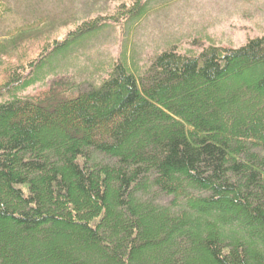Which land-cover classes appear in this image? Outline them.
I'll return each instance as SVG.
<instances>
[{
	"label": "trees",
	"instance_id": "trees-1",
	"mask_svg": "<svg viewBox=\"0 0 264 264\" xmlns=\"http://www.w3.org/2000/svg\"><path fill=\"white\" fill-rule=\"evenodd\" d=\"M150 3L111 19L139 20ZM105 19L49 42L0 90V264H264V36L198 55L174 46L144 74L120 59L71 98L19 95Z\"/></svg>",
	"mask_w": 264,
	"mask_h": 264
},
{
	"label": "rangeland",
	"instance_id": "rangeland-1",
	"mask_svg": "<svg viewBox=\"0 0 264 264\" xmlns=\"http://www.w3.org/2000/svg\"><path fill=\"white\" fill-rule=\"evenodd\" d=\"M134 2L0 0V90L11 81L10 70H19L24 78L31 75L49 42L66 39L79 25L96 18H106L104 28L73 44L67 52L43 59L35 82L19 94L21 97L49 99L57 94L71 98L100 85L120 59L144 74L154 57L174 46L182 54L198 55L209 45L237 49L249 39L264 36V0H151L148 14L139 20L111 19L117 17L122 5ZM40 17H48L49 26L14 40L7 35ZM239 104L244 115L256 113L254 109L249 114L242 111L244 102ZM95 160L110 162L100 155ZM161 201L168 204L171 197Z\"/></svg>",
	"mask_w": 264,
	"mask_h": 264
}]
</instances>
